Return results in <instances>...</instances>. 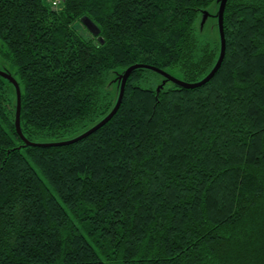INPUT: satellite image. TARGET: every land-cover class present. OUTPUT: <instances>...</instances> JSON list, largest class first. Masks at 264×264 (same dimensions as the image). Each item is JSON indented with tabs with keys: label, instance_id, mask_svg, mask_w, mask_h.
<instances>
[{
	"label": "trees",
	"instance_id": "trees-1",
	"mask_svg": "<svg viewBox=\"0 0 264 264\" xmlns=\"http://www.w3.org/2000/svg\"><path fill=\"white\" fill-rule=\"evenodd\" d=\"M217 2L0 0L24 136L87 131L135 63L206 77L220 35L196 22ZM224 29L207 84L158 90L161 74L136 69L114 117L70 145H25L0 75V264H264V0H228Z\"/></svg>",
	"mask_w": 264,
	"mask_h": 264
},
{
	"label": "water",
	"instance_id": "water-1",
	"mask_svg": "<svg viewBox=\"0 0 264 264\" xmlns=\"http://www.w3.org/2000/svg\"><path fill=\"white\" fill-rule=\"evenodd\" d=\"M227 3H228V0H218V2H217L218 12L216 15H211L207 9L203 10V12H202L204 21H207L209 16H213V17L215 16L218 18V29H219V35H220V41H221V51H220L219 59H218L216 65L214 66V68L211 70V72L206 77H204L203 79L196 81V82H188V81L182 80V79L172 75L171 73H169V72H167L161 68H158L156 66L144 64V63H135V64L131 65L130 67H128L125 71H123L122 73H119L117 75V79H115V80H117V82L119 83V97H118V100H117L114 108L110 111V113L106 117H104L101 121H99L96 125H94L93 127L88 129L87 131H85V132L81 133L80 135L73 137L71 139L58 141V142H52V143H35V142L29 141L24 136L22 129H21L22 91H21L20 84L12 73H10V72L8 73V72H4V71L0 70V75L2 77H4L5 79L9 80L16 88V92H17L16 127H17V131H18L19 135L24 140L25 145H41L44 147H47V146H65V145H70V144L76 143L82 139H85L88 136H90L91 134L98 131L101 127H103L105 124H107L114 117V115L118 112V110H119V108L123 102L127 81L129 79V77L131 76V74L136 69L146 68V69L154 70V71L158 72L159 74H161L165 79L163 80L162 84L159 86L158 90H160L167 81H171L174 84H176L180 87H183V88H198V87H201V86L207 84L216 75V73L220 69V67L224 61L225 55H226L227 42H226L225 29H224V15H225ZM81 21L84 24V26H86V28L94 36L98 37V39L101 41V43H104V39L100 35L101 29L91 18H89L87 15H84L81 18Z\"/></svg>",
	"mask_w": 264,
	"mask_h": 264
},
{
	"label": "rangeland",
	"instance_id": "rangeland-1",
	"mask_svg": "<svg viewBox=\"0 0 264 264\" xmlns=\"http://www.w3.org/2000/svg\"><path fill=\"white\" fill-rule=\"evenodd\" d=\"M208 11L211 15H216L218 12V5L216 3L212 4L211 7L208 8ZM84 25V24H83ZM196 26L198 31L209 38H216L219 34L218 29V18L209 16L207 21H204L203 14L199 17L196 22ZM80 27H83L82 25ZM0 45H2V41L0 40ZM0 70L4 72L13 73L15 70L11 63L0 55Z\"/></svg>",
	"mask_w": 264,
	"mask_h": 264
},
{
	"label": "built area",
	"instance_id": "built-area-1",
	"mask_svg": "<svg viewBox=\"0 0 264 264\" xmlns=\"http://www.w3.org/2000/svg\"><path fill=\"white\" fill-rule=\"evenodd\" d=\"M54 6H59L62 2V0H50Z\"/></svg>",
	"mask_w": 264,
	"mask_h": 264
}]
</instances>
